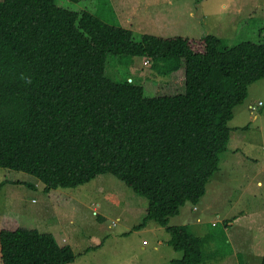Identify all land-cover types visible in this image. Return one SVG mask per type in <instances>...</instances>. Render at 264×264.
I'll use <instances>...</instances> for the list:
<instances>
[{
  "label": "trees",
  "instance_id": "16d2710c",
  "mask_svg": "<svg viewBox=\"0 0 264 264\" xmlns=\"http://www.w3.org/2000/svg\"><path fill=\"white\" fill-rule=\"evenodd\" d=\"M56 1L0 0V168L31 175L46 194L110 174L148 201L135 230L165 228L182 253L170 264H202L204 239L169 219L205 195L235 107L264 79V43L228 45L211 35L134 41L130 30ZM108 55L161 63L167 77L183 71L184 88L146 97L143 86L105 76ZM0 260L71 264L75 256L53 235L22 228L13 213L0 220Z\"/></svg>",
  "mask_w": 264,
  "mask_h": 264
},
{
  "label": "rangeland",
  "instance_id": "374dc122",
  "mask_svg": "<svg viewBox=\"0 0 264 264\" xmlns=\"http://www.w3.org/2000/svg\"><path fill=\"white\" fill-rule=\"evenodd\" d=\"M56 4L68 10L89 11L108 25L130 30L134 41L143 35L189 39L211 35L228 45L264 43V0H96L93 8L85 1L57 0ZM144 62L139 57L108 55L105 76L115 83L128 81L143 86L146 97L182 92L183 71L167 77L162 74L163 64L151 62L147 66ZM229 127L230 139L221 156L220 171L208 186L209 180L204 199L220 197L221 203H211L213 211L201 213L202 222L194 226L185 221L180 208L168 225H186L190 233L204 239L202 264H261L264 79L248 88L247 98L235 107ZM1 183L0 220L17 211L36 222L48 220L50 225L39 226V230L53 235L60 246L71 247L75 256L71 264H170L182 257L168 245L170 234L165 228L149 222L135 230L146 215L148 201L110 174L48 195L37 179L25 173L0 168Z\"/></svg>",
  "mask_w": 264,
  "mask_h": 264
},
{
  "label": "crops",
  "instance_id": "0c3cea01",
  "mask_svg": "<svg viewBox=\"0 0 264 264\" xmlns=\"http://www.w3.org/2000/svg\"><path fill=\"white\" fill-rule=\"evenodd\" d=\"M145 62H146V60H145ZM145 62H144V65H145ZM148 66V65H147ZM259 103H261V102H259ZM258 103V104H259ZM262 104V103H261ZM262 106V105H261ZM251 108V107H250ZM236 150H238L237 148H236ZM223 155V154H222ZM221 155V156H222ZM221 156H220V160H219V166H218V170H217V172L216 173H219V171H220V166H221V164H222V158H221ZM216 173H215V175H216ZM215 175L213 176V178L212 179H214V177H215ZM212 179L210 180V182H209V184H208V186L210 185V183H211V181H212ZM259 185H260V183H258ZM207 186V187H208ZM54 191V190H53ZM53 191H51V192H53ZM50 192V193H51ZM50 193H48V194H50ZM47 194V195H48ZM207 196V190H206V193H205V195L202 197V199L200 200V202L197 204V205H195V206H193V205H191V207H185V206H183L182 207V213H183V215H184V219H185V221H187L188 222V220H189V224L190 225H192V226H194V225H196V224H199V223H201L202 222V218H201V216H200V214L201 213H208L209 211H213V208H214V206L213 205H211V203L213 204L214 202L215 203H221V198L219 197L218 199H214V200H212V201H208V200H205L204 201V199H205V197ZM200 208H203L202 210H200ZM15 213H17V215H18V222H19V224H20V226L22 227V228H26V229H36V230H38L40 233H44V232H41L40 230H39V226H41V227H45V226H49L50 225V222L48 221V220H43V221H34V219L32 218V217H30V216H28V215H22L21 213H20V211H17V212H15ZM215 222L216 221H213L212 222V224L211 225H213V224H215ZM231 225V224H230ZM177 226H186V225H177ZM54 237V236H53Z\"/></svg>",
  "mask_w": 264,
  "mask_h": 264
},
{
  "label": "built area",
  "instance_id": "2783aa9c",
  "mask_svg": "<svg viewBox=\"0 0 264 264\" xmlns=\"http://www.w3.org/2000/svg\"><path fill=\"white\" fill-rule=\"evenodd\" d=\"M145 64H146V65H148L149 63H148V62H146ZM258 105H259V106H261L262 104H261V103H259ZM250 109H251L252 111H254V110H255V108H254L253 106H252Z\"/></svg>",
  "mask_w": 264,
  "mask_h": 264
},
{
  "label": "clouds",
  "instance_id": "9594fccd",
  "mask_svg": "<svg viewBox=\"0 0 264 264\" xmlns=\"http://www.w3.org/2000/svg\"><path fill=\"white\" fill-rule=\"evenodd\" d=\"M146 62H148V61H146ZM146 62H145V63H146Z\"/></svg>",
  "mask_w": 264,
  "mask_h": 264
}]
</instances>
